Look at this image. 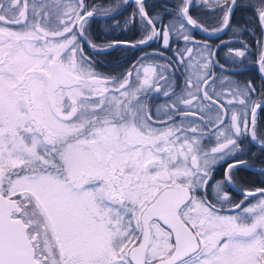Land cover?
<instances>
[{
  "label": "snow or ice",
  "instance_id": "6c2138e0",
  "mask_svg": "<svg viewBox=\"0 0 264 264\" xmlns=\"http://www.w3.org/2000/svg\"><path fill=\"white\" fill-rule=\"evenodd\" d=\"M120 49L142 55L100 71ZM249 169L264 176V0H0V264H264Z\"/></svg>",
  "mask_w": 264,
  "mask_h": 264
},
{
  "label": "trees",
  "instance_id": "16d2710c",
  "mask_svg": "<svg viewBox=\"0 0 264 264\" xmlns=\"http://www.w3.org/2000/svg\"><path fill=\"white\" fill-rule=\"evenodd\" d=\"M109 0H93V3L96 4H101V3H108ZM110 2L112 4H116L117 0H110ZM149 5L152 4H161V3H165L168 2V0H147ZM132 12V8L131 7H127L125 10H122L121 14L118 15L116 17L117 21H119L121 23V25H123V22L125 20V18H127L130 13ZM200 11L199 9H194L193 10V15H199ZM114 23L113 21H109L107 27L109 28L111 26V24ZM105 26L102 22H97L93 24V31L96 35H102L103 34V29ZM135 31V35H132V33H134ZM126 34H122V30H118V32H110L109 35L110 36H115V35H119V38L124 40V39H133L136 35H138V32L136 30H130L125 32ZM196 35L197 38H203L202 35L198 34L197 32L194 33ZM244 37L250 42V49L251 51L254 53L255 49H256V40L259 38L258 35H252V34H248V33H244L243 34ZM223 38L227 39V35H225ZM106 39V38H105ZM153 47H155V45H153ZM124 50L120 49L117 50L115 52H113L111 55H109L108 61L110 62L111 66H116V67H121L124 65V63L122 62V58L123 56L126 57V66L129 67V65L131 63H134L136 58L140 55L138 54V52H140L139 50H129L127 52H125V54H123ZM101 62H103V59H100Z\"/></svg>",
  "mask_w": 264,
  "mask_h": 264
},
{
  "label": "flooded vegetation",
  "instance_id": "af4514ba",
  "mask_svg": "<svg viewBox=\"0 0 264 264\" xmlns=\"http://www.w3.org/2000/svg\"><path fill=\"white\" fill-rule=\"evenodd\" d=\"M90 2H93V0H90ZM103 27H104L103 34L102 35H96L98 42H102L106 38L105 32L108 31V27L107 26H103ZM92 29H93V25H92ZM132 35H135V31H134V33H132ZM123 54H125V51L123 52ZM138 54L142 55L141 52H138ZM108 58H109V56L100 58V59H103V62H101L102 67H100L99 70L104 72L105 74H109V75H113V76L118 75L120 72H123L126 68H128L126 66V64H127L126 60L127 59L125 56H123V58H122V62L124 63V65L121 67L111 66L110 62L108 61ZM240 73H241L240 75L235 77L236 79H238L240 81H245L247 79L252 78L254 75H256L255 68L253 66H249L248 68H245V70L240 71ZM257 85H259V80H257ZM163 99H164L163 97H158L156 102L157 103L163 102ZM256 166L259 167V165H256ZM221 171L222 170L217 171V174H216L217 179L220 178V172ZM262 181H264V176H261L259 174V172H255L252 169L242 170L237 174V177H236L237 187H245V188L260 187ZM230 195L237 197V193L235 190H232L230 192ZM237 198H239V197H237Z\"/></svg>",
  "mask_w": 264,
  "mask_h": 264
},
{
  "label": "water",
  "instance_id": "95a60500",
  "mask_svg": "<svg viewBox=\"0 0 264 264\" xmlns=\"http://www.w3.org/2000/svg\"><path fill=\"white\" fill-rule=\"evenodd\" d=\"M197 33L203 36L202 33H199V32H197ZM243 70H245V68L244 69H239L238 71L240 72V71H243Z\"/></svg>",
  "mask_w": 264,
  "mask_h": 264
},
{
  "label": "rangeland",
  "instance_id": "374dc122",
  "mask_svg": "<svg viewBox=\"0 0 264 264\" xmlns=\"http://www.w3.org/2000/svg\"><path fill=\"white\" fill-rule=\"evenodd\" d=\"M121 2H122V0H121ZM122 34H126L124 31H122Z\"/></svg>",
  "mask_w": 264,
  "mask_h": 264
}]
</instances>
